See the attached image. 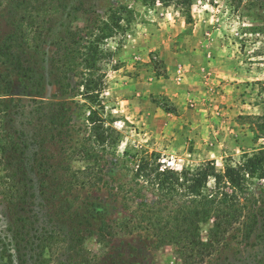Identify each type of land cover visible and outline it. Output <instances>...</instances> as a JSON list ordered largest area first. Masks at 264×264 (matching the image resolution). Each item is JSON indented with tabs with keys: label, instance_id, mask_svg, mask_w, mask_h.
Wrapping results in <instances>:
<instances>
[{
	"label": "rangeland",
	"instance_id": "1",
	"mask_svg": "<svg viewBox=\"0 0 264 264\" xmlns=\"http://www.w3.org/2000/svg\"><path fill=\"white\" fill-rule=\"evenodd\" d=\"M0 2L1 40L27 12L15 9L16 0ZM32 4L51 6L46 13L33 14L43 31L44 45L32 56L35 78L13 77L10 95L26 102L36 98L66 103L71 121L67 132L59 139L54 130V141L45 140L43 145L42 155L54 160L68 159L61 143L93 147L85 120L86 101L78 95L81 73H67L70 89L61 93L52 67V60L60 57L55 46L70 28L76 34V46L82 47L114 8H120L121 20L120 29L99 43L102 85L99 106H93L98 113L95 126L114 131L117 140L105 152L96 148L103 166L102 182L65 192L66 199L92 211L96 216L92 222L103 218L114 233L105 245L94 236L80 246L62 244L55 254L45 253L50 258L47 264H111L112 259L121 261V255L129 264H183L172 246H159L152 233L133 227L144 204L154 205L164 215L184 202L178 192L171 196L159 189L150 170L179 173L211 164L221 172L262 144L257 126L264 114V31L260 26L264 0H191L188 13L180 3L149 6L144 0H32ZM75 7L81 11H74ZM3 70L0 66V73ZM163 160L172 162V167ZM79 166L77 161L70 162L72 169ZM248 184L239 199L240 224L202 264H264V246L259 241L264 183L252 179ZM213 188L209 178L204 192ZM59 199H64L61 194L48 192L41 208L42 216L47 213V228L56 225L63 231L71 212L66 205L55 211ZM13 213L0 196V232L15 219ZM254 217L257 225L246 239L243 223L249 224ZM211 226V222L201 225L203 241Z\"/></svg>",
	"mask_w": 264,
	"mask_h": 264
},
{
	"label": "trees",
	"instance_id": "2",
	"mask_svg": "<svg viewBox=\"0 0 264 264\" xmlns=\"http://www.w3.org/2000/svg\"><path fill=\"white\" fill-rule=\"evenodd\" d=\"M144 2L149 6L180 3L185 6L186 13L191 5V0ZM14 4L15 9L24 10L27 15L21 21L26 24H13L10 32L0 40V66L4 68L0 73V196L12 206L15 217L7 229L0 232V264H47L50 258L45 253L55 254L62 244L80 246L85 238L94 236L99 244L105 245L107 237L114 233L112 226L103 218L92 222L96 220V216L91 215L92 211L71 198L66 199L65 192L69 194L74 187L84 189L101 183L103 166L96 148L105 152L113 148L117 140L114 131L95 126L98 113L93 106H99L102 85L97 64L101 55L99 43L111 38L120 29L121 20L117 17L120 8L109 11L107 21L102 22L98 33L90 34L82 47L76 46V34L71 33L70 28L63 32L64 36L55 46L60 56L52 60L53 73L57 78L55 85L61 93L67 91L70 89L65 82L68 74L81 73V92L78 95L86 101L88 116L85 120L90 125L89 137L93 141V147L86 148L71 146V141L64 144L62 140L59 142L60 150L68 159L60 161L42 154L46 152L43 145L49 140L54 141V130L58 131L57 136L61 139L70 126L66 103L36 98L26 102L10 95L13 77L27 81L35 78L36 64L32 56L41 47L43 31L36 26L37 17L34 18L33 14L46 13L51 6H37L32 4V0H16ZM74 11L79 12L81 8L75 7ZM260 26L264 31V18L260 20ZM257 130V137L262 141L259 148L251 154H244L239 164L225 166L221 172H217L211 164L185 168L179 173L158 171V168L150 170L159 189L171 196L179 193L184 202L164 215L154 205L143 203L142 213L137 215L139 223L133 226L134 229L152 233L159 246H172L181 263L202 264L219 245L224 244L229 232L240 224L243 208L239 199L248 190V183L252 179L264 183V114L259 117ZM71 161H77L81 166L72 169ZM143 169V166L139 167L140 171ZM209 178L213 179L214 188L206 193ZM48 192L54 196L61 194L64 198L59 199L60 207L55 211H60L65 205L70 207L69 225L63 231L56 225L48 229L44 222L47 213L42 216L41 202ZM97 208L100 209V206L97 205ZM209 222L212 226L203 241L200 227ZM256 225V217L249 224L243 223L246 239L253 234ZM259 227V241L264 246V207H259ZM121 256V261L117 263L116 259H112L111 264H129L126 257Z\"/></svg>",
	"mask_w": 264,
	"mask_h": 264
},
{
	"label": "built area",
	"instance_id": "3",
	"mask_svg": "<svg viewBox=\"0 0 264 264\" xmlns=\"http://www.w3.org/2000/svg\"><path fill=\"white\" fill-rule=\"evenodd\" d=\"M162 163L166 164V167H172L173 163L172 162H166L165 160H163ZM164 167V166H163Z\"/></svg>",
	"mask_w": 264,
	"mask_h": 264
}]
</instances>
